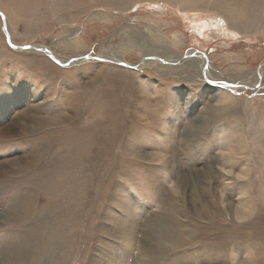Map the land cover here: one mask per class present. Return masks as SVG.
Instances as JSON below:
<instances>
[{"label": "rangeland", "instance_id": "374dc122", "mask_svg": "<svg viewBox=\"0 0 264 264\" xmlns=\"http://www.w3.org/2000/svg\"><path fill=\"white\" fill-rule=\"evenodd\" d=\"M69 5L0 0V264H264V0Z\"/></svg>", "mask_w": 264, "mask_h": 264}, {"label": "bare ground", "instance_id": "6f19581e", "mask_svg": "<svg viewBox=\"0 0 264 264\" xmlns=\"http://www.w3.org/2000/svg\"><path fill=\"white\" fill-rule=\"evenodd\" d=\"M53 1H55L56 2V5L57 4H60V5H64V6H70L69 4H73V3H75V4H77L80 0H53ZM219 5V4H218ZM219 7H220V9L223 11V5H219ZM8 30V29H7ZM37 48H41L42 50H44V52H46V51H48V52H51V50L48 48V47H46V46H44V45H37L36 46ZM148 52V51H147ZM145 53L146 55V59H148L149 57H152V53ZM51 56H53V57H56V58H58L62 63L63 62H72L73 64H75V63H77V62H79V61H81L82 60V58L81 57H79V58H68V57H65V58H60V57H58L57 55H55V54H53V52H51ZM190 55H192V52H190V53H188V55L186 56V59H184V57H183V59L185 60V61H187V63H188V65H197V66H199L200 68H205L206 66V61H205V59H204V57L201 55V56H199V58H197L196 59V61H190L189 59H188V57L190 56ZM109 56V55H108ZM197 56V57H198ZM103 57V56H102ZM109 57H111V56H109ZM161 58L160 59H164V55H161L160 56ZM104 58H106V57H104ZM112 59H116V60H118L119 62L120 61H122L123 59H122V57L121 58H116V57H111ZM166 58H167V56H166ZM173 58V57H172ZM180 58V59H179ZM75 59H78V60H76L75 61ZM107 59H109V58H107ZM175 59H177V60H175ZM178 59L179 60H181L182 59V57H174L173 58V61L175 60V61H178ZM183 60V61H184ZM124 61V60H123ZM189 61V62H188ZM145 63H146V61H145ZM148 63V62H147ZM184 64V63H183ZM187 65V64H186ZM195 65V66H196ZM175 67V66H174ZM181 67V66H180ZM184 67V66H183ZM188 67V66H187ZM177 68V67H176ZM263 71H264V63H263V66L261 67V69H259V70H257V72L255 73V75H254V77H261V74H260V72H262L263 73ZM188 76V75H187ZM191 78H192V76L191 75H189ZM212 79V81L214 82V83H217V84H219L220 82V84L219 85H221V86H223V87H225V86H230L229 84H235V85H238V83H236V81H233V82H227V81H223V80H218L219 78H211ZM248 81V80H247ZM257 83H258V79L254 82V83H249L250 84V86L251 87H253V88H255L256 87V85H257ZM245 86H247V85H245ZM224 98H226V97H224Z\"/></svg>", "mask_w": 264, "mask_h": 264}, {"label": "water", "instance_id": "95a60500", "mask_svg": "<svg viewBox=\"0 0 264 264\" xmlns=\"http://www.w3.org/2000/svg\"><path fill=\"white\" fill-rule=\"evenodd\" d=\"M7 38H8V42L10 43V45H12L13 47H15V48H18V49H29L30 50V48H32V47H34V46H30V45H24V46H16L15 44H13L12 43V40H11V36H10V34H9V32L7 31ZM50 56L52 55L51 54V52H48V51H46ZM56 62H58L59 64H61V65H71V64H73L72 62H61L58 58H56V57H53V56H51ZM82 58V61L84 60V59H93V60H98L100 57H96V56H91V57H85V56H82L81 57ZM103 59H105V58H103ZM76 60H78V59H75V61ZM120 63H122V64H124V65H126V66H128V67H130V68H138L140 65H134V64H129V63H126V62H120Z\"/></svg>", "mask_w": 264, "mask_h": 264}]
</instances>
